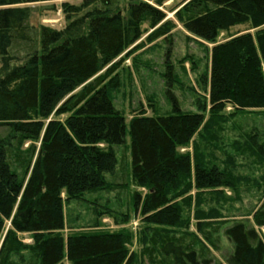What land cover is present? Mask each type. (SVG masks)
I'll use <instances>...</instances> for the list:
<instances>
[{
    "label": "trees",
    "instance_id": "obj_1",
    "mask_svg": "<svg viewBox=\"0 0 264 264\" xmlns=\"http://www.w3.org/2000/svg\"><path fill=\"white\" fill-rule=\"evenodd\" d=\"M55 1L62 2L65 26L40 27L37 47L15 63L12 49L31 42L30 9L21 6ZM67 1L0 0V264H222L211 255L222 226L205 219L199 206L211 191L235 190V177L209 164L198 145L193 155L180 148L196 134L215 136L213 128L236 117L264 115V0L182 5L175 21L193 39L212 45L208 90L195 112H185L168 85L170 112L133 111L128 123L112 99L124 60L118 58L140 40L143 26L150 31L148 42L165 40L174 29L157 7L163 0L155 6L128 0L122 8L117 0L81 6ZM241 26L244 33L237 29L216 42L219 33ZM127 136L130 178L123 174L117 184L124 187L129 179L145 190L133 197L134 213L150 232L140 237L139 254L128 249L133 237L124 231L64 239V201L116 187L106 176L114 175V147ZM257 137L249 133L247 150L252 147L264 163V143ZM192 201L195 233L189 231L190 215L183 216ZM251 220L223 228L231 245L224 264H264V235L257 230H264V204ZM21 234L31 243L23 244Z\"/></svg>",
    "mask_w": 264,
    "mask_h": 264
},
{
    "label": "rangeland",
    "instance_id": "obj_2",
    "mask_svg": "<svg viewBox=\"0 0 264 264\" xmlns=\"http://www.w3.org/2000/svg\"><path fill=\"white\" fill-rule=\"evenodd\" d=\"M85 1L100 0H69L67 3L81 6ZM141 1L155 6L158 0ZM187 1L159 2L157 7L165 14L166 20L174 23V29L165 40L148 42L147 37L150 31L143 26L141 29L143 35L140 40L118 58H124V60L115 72L119 79V87L112 92V99L115 108L123 114L126 123L129 122L133 111H143L146 116L170 112L171 105L167 98L169 88L181 110L185 112H195L198 100L205 95L204 89L205 92L208 90L212 45L193 39L174 19L176 11ZM117 2L122 8L128 0H117ZM61 4L62 2L55 1L21 6L30 9L28 24L31 42L12 49L11 54L16 58L15 63L22 62L25 55L32 48L37 47L40 27L63 29L66 21ZM237 29L241 33L246 31V27L241 26L231 29L228 33L221 32L216 42L221 43L230 35L236 34ZM250 32L253 33V31ZM63 119V117L59 118V120ZM212 131L215 132V136L203 139L196 134L187 147L180 148V152L193 155V148L198 145L196 148L204 153L209 164L212 163L220 169L230 171L235 177V190L224 188L211 191L204 196L203 203L199 206L205 219L210 218L212 222L222 226L216 235L217 251L211 250V255L217 262L224 264L223 257L230 251L231 245L222 233L223 228L236 221L248 220L252 224L253 213L264 204V163L259 161L261 159L252 147L251 150H247L246 145L249 143L247 136L253 132L258 133L257 142L264 143V115L248 114L236 117L220 128H213ZM29 145L30 143H26L23 148L26 149ZM114 152L118 165L114 175H108L106 179L116 187L87 192L82 196V200L64 201L63 230L60 235L66 239L72 234L124 231L132 234L133 237L128 249L138 255L141 249L140 237H143V233L150 232L146 230L140 215L134 213L133 197L136 193L143 197L145 190L130 184L129 179L124 187L117 184L125 179L123 174L126 176L129 174L128 178H130L128 136L123 145L114 147ZM255 181L258 186H255ZM194 195L195 191H192L191 196ZM63 199H65L64 196ZM194 207L193 201L190 202L188 207L185 206L183 214L185 217L188 215L191 217L189 227L191 233H195L196 222L193 219V211L196 208ZM125 216H128L127 221H124ZM257 230L260 235H264V230L258 228ZM17 237L23 244L31 243L30 236L27 234ZM63 264L68 262L64 260ZM138 264L147 263L143 261Z\"/></svg>",
    "mask_w": 264,
    "mask_h": 264
}]
</instances>
